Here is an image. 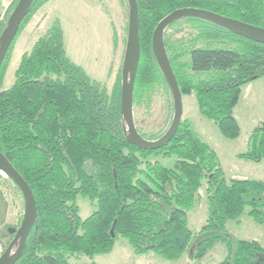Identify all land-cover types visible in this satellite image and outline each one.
<instances>
[{
  "label": "trees",
  "instance_id": "obj_1",
  "mask_svg": "<svg viewBox=\"0 0 264 264\" xmlns=\"http://www.w3.org/2000/svg\"><path fill=\"white\" fill-rule=\"evenodd\" d=\"M49 1L34 0L19 33ZM124 1L127 34L129 10ZM17 2L13 0L2 16L0 36ZM137 2L141 45L134 85L137 107L163 89L174 113L172 94L152 47L156 26L171 12L197 8L264 28V0ZM182 31L185 34L178 37ZM126 40L125 36V45ZM164 44L183 96H194L199 113L224 137L236 139L240 128L234 109L242 87L264 76V44L193 16L172 22L164 32ZM14 45L15 40L0 69V151L31 187L38 212L15 264H69L74 256L93 259L111 253L119 237L138 256L153 253L177 262L187 254L191 261H199L221 243L227 253L217 264H264L260 242L233 239L227 226L247 211L264 227V181L225 178L217 152L188 117L162 148L144 150L130 144L121 112L123 64L111 88L92 79L67 55L59 20L22 55L13 84L3 89ZM168 129L138 132L154 141ZM250 145L237 156L264 160V118L252 130ZM158 158L172 163L167 166ZM7 179L25 210L19 187ZM203 187L208 217L194 232L188 212L201 199ZM80 196L95 206L85 219L79 215ZM22 219L23 215L10 229L12 239Z\"/></svg>",
  "mask_w": 264,
  "mask_h": 264
},
{
  "label": "rangeland",
  "instance_id": "obj_2",
  "mask_svg": "<svg viewBox=\"0 0 264 264\" xmlns=\"http://www.w3.org/2000/svg\"><path fill=\"white\" fill-rule=\"evenodd\" d=\"M12 2L13 0H0V20ZM55 20L62 24L67 55L83 67L92 79L111 88L123 64L125 52L123 39L127 37L125 27L128 17L124 0H50L45 3L32 15L22 32L15 38L3 89L13 84L15 70L22 55L32 50L34 43L45 34ZM183 34L185 33L182 31L177 36ZM234 114L240 134L236 139H229L221 134L213 121L199 113L194 96H183L182 119L190 118L201 137L215 149L225 178L264 181V160L254 162L237 156L251 149L252 130L264 118V76L242 87ZM172 119L170 98L163 89H157L147 104L134 106V121L137 129L143 133H161L170 127ZM158 159L167 166L172 163L171 160ZM1 174L3 177L0 178V244L4 247L12 239L10 229L24 214V204L14 184L5 174ZM199 193L201 199L188 212V225L194 232L202 228L208 217L205 187ZM77 203L80 208L79 215L83 219L95 210V206L81 196ZM227 226L233 239L256 240L264 247V227L256 223L247 211L241 215L238 222H229ZM194 246L195 243L192 250ZM226 253L225 245L219 243L199 261H191L187 254L177 262L167 261L153 253L135 255L128 242L119 237L111 253L97 255L93 259L74 256L69 259V264H217L225 258Z\"/></svg>",
  "mask_w": 264,
  "mask_h": 264
},
{
  "label": "water",
  "instance_id": "obj_3",
  "mask_svg": "<svg viewBox=\"0 0 264 264\" xmlns=\"http://www.w3.org/2000/svg\"><path fill=\"white\" fill-rule=\"evenodd\" d=\"M33 2L34 0H18L10 14L6 27L0 36V69L19 33L23 20L30 12ZM126 2L129 10V23L122 66L121 112L129 143L144 150H156L162 148L172 140L178 131L183 116V94L173 72L164 44V32L166 28L179 18L193 16L212 21L234 34L262 44H264V28L197 8H181L165 16L153 32L152 47L158 65L171 91L174 113L168 131L160 139L150 141L140 135L134 121V85L141 55L140 19L137 0H126ZM0 172L5 174L7 178L19 187L25 200V210L21 224L13 239L0 256V264H15L23 254L28 236L36 223L38 212L31 187L1 151ZM15 247L16 250L14 251Z\"/></svg>",
  "mask_w": 264,
  "mask_h": 264
},
{
  "label": "built area",
  "instance_id": "obj_4",
  "mask_svg": "<svg viewBox=\"0 0 264 264\" xmlns=\"http://www.w3.org/2000/svg\"><path fill=\"white\" fill-rule=\"evenodd\" d=\"M4 252V247L0 244V256L3 254Z\"/></svg>",
  "mask_w": 264,
  "mask_h": 264
}]
</instances>
